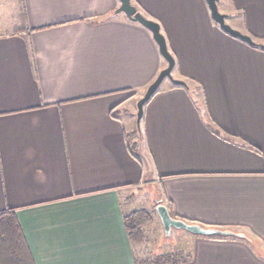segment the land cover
<instances>
[{
    "label": "crops",
    "instance_id": "1",
    "mask_svg": "<svg viewBox=\"0 0 264 264\" xmlns=\"http://www.w3.org/2000/svg\"><path fill=\"white\" fill-rule=\"evenodd\" d=\"M130 2L187 85L164 79L139 130L136 102L167 64L118 0H0V213L34 264L146 260L125 218L152 222V203L238 235H192L178 264H264L246 240L264 253V51L221 31L205 0ZM217 7L263 43L264 0Z\"/></svg>",
    "mask_w": 264,
    "mask_h": 264
},
{
    "label": "water",
    "instance_id": "2",
    "mask_svg": "<svg viewBox=\"0 0 264 264\" xmlns=\"http://www.w3.org/2000/svg\"><path fill=\"white\" fill-rule=\"evenodd\" d=\"M119 6L113 12L114 14H123L125 17L140 24L147 29L158 47L159 54L166 62V67L159 72L155 80L145 89L143 95L136 102V117L135 125L139 130L140 121L143 116V108L145 104L151 99V97L158 91L164 79H168L172 84L187 88L184 81L175 79L172 77V70L174 67V59L169 53L166 45L165 38L161 34L160 26L153 20L147 19L141 13H139L135 6H133L130 0H118ZM205 3L209 9L210 17L212 21L219 27L221 31L236 38L251 47L264 48V44L255 42L251 37L245 35L237 30L232 29L225 21L226 16L219 12L217 3L218 0H205ZM156 215L160 221L165 236H169L171 230H183L193 236L200 237H234L238 236L229 230H221L217 228H205L198 224H189L179 219H174L169 215L167 208L164 205H157L155 207Z\"/></svg>",
    "mask_w": 264,
    "mask_h": 264
},
{
    "label": "trees",
    "instance_id": "3",
    "mask_svg": "<svg viewBox=\"0 0 264 264\" xmlns=\"http://www.w3.org/2000/svg\"><path fill=\"white\" fill-rule=\"evenodd\" d=\"M258 43L260 42L258 41ZM253 48L264 51V48ZM157 92H159V90ZM129 138L137 139L138 131L134 129L129 135ZM137 148L140 149V144L138 142L133 146V149ZM142 214V212L134 213L125 218V226L128 230V234L131 241L135 244L143 242V229L149 224V220L147 219L146 221H141L138 215ZM169 215L171 216L170 212ZM207 238L226 239V237ZM246 240L260 256L264 257V253L253 240L248 238H246ZM184 259V254L182 255L181 252L172 251L167 254L155 256L151 261H147L146 264H178L182 263ZM0 264H34L19 223L11 211L0 213ZM135 264H143V261H135Z\"/></svg>",
    "mask_w": 264,
    "mask_h": 264
},
{
    "label": "rangeland",
    "instance_id": "4",
    "mask_svg": "<svg viewBox=\"0 0 264 264\" xmlns=\"http://www.w3.org/2000/svg\"><path fill=\"white\" fill-rule=\"evenodd\" d=\"M264 44V41L263 43ZM152 203L150 205V211L153 218L152 222L143 229L144 232V244L136 245L135 251L138 256L147 257V259L142 260L143 264H146L147 261H151L153 257L167 254L166 252H188L190 246L189 237L192 235L188 234L183 230H171L170 235L165 236L160 221L154 211ZM155 254V255H153ZM153 255V257H152ZM183 255V254H182Z\"/></svg>",
    "mask_w": 264,
    "mask_h": 264
}]
</instances>
